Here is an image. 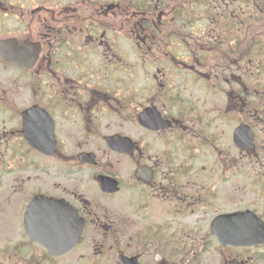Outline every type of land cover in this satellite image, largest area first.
I'll use <instances>...</instances> for the list:
<instances>
[{
  "label": "flooded vegetation",
  "instance_id": "1",
  "mask_svg": "<svg viewBox=\"0 0 264 264\" xmlns=\"http://www.w3.org/2000/svg\"><path fill=\"white\" fill-rule=\"evenodd\" d=\"M0 264H264V0H0Z\"/></svg>",
  "mask_w": 264,
  "mask_h": 264
},
{
  "label": "water",
  "instance_id": "2",
  "mask_svg": "<svg viewBox=\"0 0 264 264\" xmlns=\"http://www.w3.org/2000/svg\"><path fill=\"white\" fill-rule=\"evenodd\" d=\"M47 205H49V206H52V205H56V204H52V203H49V204H47ZM62 209V208H61ZM51 212H52V210H50ZM50 247V246H49ZM53 246H51V248H52ZM65 246H57L56 248H58V249H62V248H64ZM66 248H68V247H66Z\"/></svg>",
  "mask_w": 264,
  "mask_h": 264
}]
</instances>
